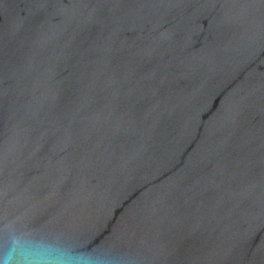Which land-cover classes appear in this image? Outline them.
Returning a JSON list of instances; mask_svg holds the SVG:
<instances>
[{"label":"water","instance_id":"water-1","mask_svg":"<svg viewBox=\"0 0 264 264\" xmlns=\"http://www.w3.org/2000/svg\"><path fill=\"white\" fill-rule=\"evenodd\" d=\"M264 264V0H0V259Z\"/></svg>","mask_w":264,"mask_h":264},{"label":"clouds","instance_id":"clouds-1","mask_svg":"<svg viewBox=\"0 0 264 264\" xmlns=\"http://www.w3.org/2000/svg\"><path fill=\"white\" fill-rule=\"evenodd\" d=\"M0 264H66L56 256L42 254L30 246H18L14 243L7 255L0 259Z\"/></svg>","mask_w":264,"mask_h":264}]
</instances>
